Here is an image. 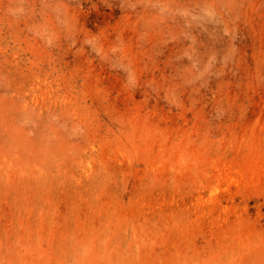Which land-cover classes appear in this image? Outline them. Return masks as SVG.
I'll return each instance as SVG.
<instances>
[{"label":"rangeland","instance_id":"rangeland-1","mask_svg":"<svg viewBox=\"0 0 264 264\" xmlns=\"http://www.w3.org/2000/svg\"><path fill=\"white\" fill-rule=\"evenodd\" d=\"M0 264H264V0H0Z\"/></svg>","mask_w":264,"mask_h":264}]
</instances>
